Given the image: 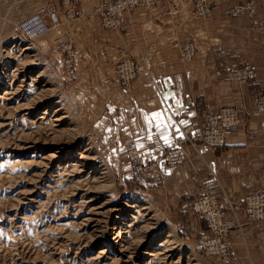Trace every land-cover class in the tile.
<instances>
[{"label":"rangeland","instance_id":"obj_1","mask_svg":"<svg viewBox=\"0 0 264 264\" xmlns=\"http://www.w3.org/2000/svg\"><path fill=\"white\" fill-rule=\"evenodd\" d=\"M37 4L0 0V264H213L204 218L206 231L185 230L160 192L188 157L170 168L103 137L62 28L32 42L14 32ZM136 153L160 163L161 182L141 178Z\"/></svg>","mask_w":264,"mask_h":264},{"label":"crops","instance_id":"obj_2","mask_svg":"<svg viewBox=\"0 0 264 264\" xmlns=\"http://www.w3.org/2000/svg\"><path fill=\"white\" fill-rule=\"evenodd\" d=\"M71 1L77 16L68 20L62 12L61 28L65 41L75 40L73 85L97 104L103 137L114 138L115 147L124 152L135 150L157 159L160 150L169 147L156 122L151 126L146 122V114L167 109L166 115L177 123L186 120L181 126L194 134L203 122L205 103L214 109L250 111L264 92V0H211L214 10L208 19L191 18L193 0H166L151 9L139 7L124 14L119 30L102 27L96 13L102 0ZM248 2L256 6L252 17L233 14L235 6ZM48 3L64 10L62 0H38L36 7ZM177 39L195 43L193 62H180L173 46ZM124 58L133 60L139 72L129 87L122 86L116 74ZM235 61L251 63L256 78L246 84L227 80ZM155 140L162 142V148ZM186 150L188 161L165 171L160 191L185 230L197 235L206 231L201 227L203 218L190 204L210 188L219 191L224 203L264 189V117H244L217 151L201 142L196 147L187 145ZM238 222L230 235L228 255L224 260L213 258V264H264V222L252 223L243 213Z\"/></svg>","mask_w":264,"mask_h":264},{"label":"built area","instance_id":"obj_3","mask_svg":"<svg viewBox=\"0 0 264 264\" xmlns=\"http://www.w3.org/2000/svg\"><path fill=\"white\" fill-rule=\"evenodd\" d=\"M166 0H102L97 15L100 17L101 25L107 30H119L122 26V17L135 8L151 9ZM64 10L59 9L55 4H44L39 6L34 13L22 20L15 26L14 32L23 36L28 42L36 41L52 31L59 29L62 25L61 13L63 12L68 20L77 16V10L71 0H62ZM214 10L211 0H193V7L190 12L192 19H208ZM234 15H247L252 17L256 13V6L253 2L245 5L235 6L232 9ZM171 14V11L168 10ZM74 44L75 40L60 43V50L66 56L67 67L74 73ZM174 48L179 53V60L183 64L195 60L197 47L193 41L182 42L175 40ZM116 74L122 86L129 87L139 75L137 65L130 58H124L117 65ZM256 78V72L251 63L232 62L226 79L239 84H246ZM204 119L199 131L190 134L181 125L182 138L174 131L173 144L159 153L160 163L166 167H175L187 160L186 146L196 147L198 142L207 146L210 150L216 151L222 148L227 138L237 130L244 117H264V92L252 110L240 107H222L214 109L209 103L203 105ZM155 145L162 148V142L155 140ZM132 161L140 171V176L145 180L161 182L164 178L159 162L144 163L143 158L136 154ZM261 180L264 183V164L261 169ZM193 210L202 216L213 237L203 236L209 254L222 258L227 255L228 241L231 232L238 225V214H244L250 222H264V189L257 190L245 196L240 201H229L228 206L221 204L218 192L207 190L192 200ZM233 216V217H232Z\"/></svg>","mask_w":264,"mask_h":264},{"label":"snow or ice","instance_id":"obj_4","mask_svg":"<svg viewBox=\"0 0 264 264\" xmlns=\"http://www.w3.org/2000/svg\"><path fill=\"white\" fill-rule=\"evenodd\" d=\"M169 97L167 94L165 95L164 99L167 100ZM174 98V96H173ZM177 105L179 107H183V105L180 103L179 100L176 101ZM167 109L164 111H158L154 112L150 115H145V120L151 126L152 121H155V127L159 130L161 138L163 139L165 144H168L169 146L172 143L171 138V130L174 129L175 132L182 138L183 133L180 132L179 125L187 124L186 120H180L178 123L172 119L171 115H166ZM179 114V110L177 109V115ZM111 131V130H109ZM148 139H151V136L148 137ZM142 146V145H141ZM0 235H3V233H0Z\"/></svg>","mask_w":264,"mask_h":264}]
</instances>
